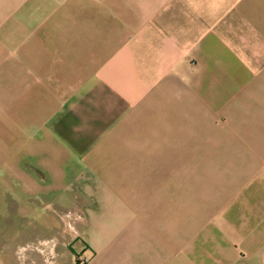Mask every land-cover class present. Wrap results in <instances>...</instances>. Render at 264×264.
<instances>
[{
	"label": "crops",
	"instance_id": "0c3cea01",
	"mask_svg": "<svg viewBox=\"0 0 264 264\" xmlns=\"http://www.w3.org/2000/svg\"><path fill=\"white\" fill-rule=\"evenodd\" d=\"M84 261L264 264V0H0V264Z\"/></svg>",
	"mask_w": 264,
	"mask_h": 264
},
{
	"label": "rangeland",
	"instance_id": "374dc122",
	"mask_svg": "<svg viewBox=\"0 0 264 264\" xmlns=\"http://www.w3.org/2000/svg\"><path fill=\"white\" fill-rule=\"evenodd\" d=\"M176 130H180V128H176ZM193 130H198V128L194 129ZM176 138H177V141L179 142H182L180 143V145H183V142H186L185 146H189V148H177L175 151H173L174 154V157L176 159V165H175V176H177V179L180 177L183 178V175L184 174H188V175H185L187 177V179L185 180V183L187 185V188H185V190L187 189V191H192L193 190V196H192V206H199L200 204V196H199V191L201 189V174H200V164H199V149H195L194 147H198V144H199V141H200V138H201V134L200 133H191L190 135L189 134H185L183 135V133L181 134H176ZM179 144V143H178ZM177 144V145H178ZM214 152V151H213ZM75 163H79L77 162L76 160H74ZM190 162L191 165H183L184 163H187ZM66 169L65 170H68L70 171L71 167H65ZM108 169L110 167H107ZM152 167H150L151 169ZM162 167H155L156 169V172L158 169H161ZM214 165L212 166V169H214ZM75 169H81L84 170L85 167L83 165H80V166H75ZM210 169V167H209ZM150 172V171H149ZM173 173V167H171V172L170 174L172 175ZM70 174V172L68 173ZM84 174V173H82ZM191 176V177H190ZM192 178V179H191ZM170 179H173L172 177H170ZM191 180V181H189ZM184 183V184H185ZM191 183V184H190ZM215 188H216V182H215V174H214V170H213V175L211 176V178L209 177V181L207 183V189L210 193V191H215ZM208 200H210L208 198ZM180 201L182 202V199H177V205H180L182 203H180ZM32 216H35V215H32ZM28 216L26 215V218ZM27 222V219L24 220V215H19V214H16V218H15V232L17 235H21V240L24 239H30L32 241H35V239H37L38 237H40V234H42V236H48L49 235V231H46V232H40L38 229H34V228H31L30 231L29 229H24L23 228V224Z\"/></svg>",
	"mask_w": 264,
	"mask_h": 264
},
{
	"label": "built area",
	"instance_id": "2783aa9c",
	"mask_svg": "<svg viewBox=\"0 0 264 264\" xmlns=\"http://www.w3.org/2000/svg\"><path fill=\"white\" fill-rule=\"evenodd\" d=\"M83 264H86V262L84 261Z\"/></svg>",
	"mask_w": 264,
	"mask_h": 264
}]
</instances>
